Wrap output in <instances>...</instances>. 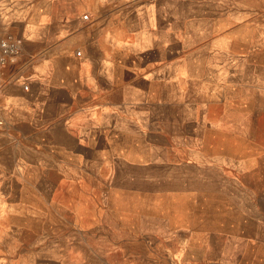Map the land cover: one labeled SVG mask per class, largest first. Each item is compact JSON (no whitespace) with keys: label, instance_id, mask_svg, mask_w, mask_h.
I'll return each instance as SVG.
<instances>
[{"label":"rangeland","instance_id":"374dc122","mask_svg":"<svg viewBox=\"0 0 264 264\" xmlns=\"http://www.w3.org/2000/svg\"><path fill=\"white\" fill-rule=\"evenodd\" d=\"M156 1L159 79L96 154L0 136V264H264V0Z\"/></svg>","mask_w":264,"mask_h":264},{"label":"crops","instance_id":"0c3cea01","mask_svg":"<svg viewBox=\"0 0 264 264\" xmlns=\"http://www.w3.org/2000/svg\"><path fill=\"white\" fill-rule=\"evenodd\" d=\"M159 11L155 0H0L1 29L23 41L0 69V136L15 131L31 164L96 154L130 121L129 81L159 79L138 47L159 48Z\"/></svg>","mask_w":264,"mask_h":264},{"label":"built area","instance_id":"2783aa9c","mask_svg":"<svg viewBox=\"0 0 264 264\" xmlns=\"http://www.w3.org/2000/svg\"><path fill=\"white\" fill-rule=\"evenodd\" d=\"M83 19H87V15H84ZM22 44V38L10 32H5L0 27V69L16 60L21 53ZM76 54H79V52Z\"/></svg>","mask_w":264,"mask_h":264}]
</instances>
